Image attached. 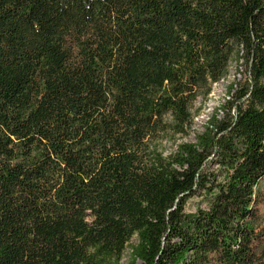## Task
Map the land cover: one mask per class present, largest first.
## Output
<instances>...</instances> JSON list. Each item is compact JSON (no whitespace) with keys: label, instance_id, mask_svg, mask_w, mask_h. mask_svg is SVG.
I'll use <instances>...</instances> for the list:
<instances>
[{"label":"trees","instance_id":"16d2710c","mask_svg":"<svg viewBox=\"0 0 264 264\" xmlns=\"http://www.w3.org/2000/svg\"><path fill=\"white\" fill-rule=\"evenodd\" d=\"M263 179L264 0H0V264H264Z\"/></svg>","mask_w":264,"mask_h":264},{"label":"rangeland","instance_id":"374dc122","mask_svg":"<svg viewBox=\"0 0 264 264\" xmlns=\"http://www.w3.org/2000/svg\"><path fill=\"white\" fill-rule=\"evenodd\" d=\"M247 79L248 72L246 64L243 60H239L238 54H235L230 63L228 75L219 82L214 83L211 87L210 93L207 96L201 95L194 102L192 107L194 120L188 135L177 136L173 141L164 142L163 145L165 152L172 151L178 142H195L197 136L205 130L207 123L215 113H218V118L222 117L223 107L227 105V100L232 99V95L237 93L240 88L246 84ZM260 188L263 191L264 197V179L260 184ZM199 201V197L189 199L186 206L187 211H195ZM259 208L264 218V200L260 204ZM134 243H136L135 237L127 247L121 264L131 263V245Z\"/></svg>","mask_w":264,"mask_h":264}]
</instances>
